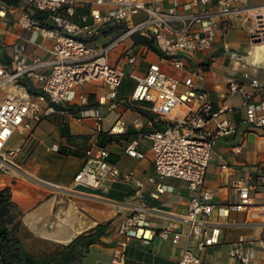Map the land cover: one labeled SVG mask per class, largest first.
Here are the masks:
<instances>
[{
    "label": "crops",
    "instance_id": "crops-1",
    "mask_svg": "<svg viewBox=\"0 0 264 264\" xmlns=\"http://www.w3.org/2000/svg\"><path fill=\"white\" fill-rule=\"evenodd\" d=\"M147 1L163 10L175 8L178 13L211 8L216 4V0H205L187 8L186 4L190 0ZM263 1L244 0L243 4ZM111 8L108 4L78 5L71 19L74 23L82 24V16L87 15L88 21L92 22L91 11L98 10L104 14ZM33 10L34 7L25 0H18L16 5L0 0V70L10 66L17 52L28 58H49L52 40L43 38L35 28H22L18 22L22 14ZM40 16L45 24L53 26L46 11H42ZM143 17V13H138L132 17V21H139ZM113 28L110 33H100L94 37L93 42L102 45L109 41L117 30L116 26ZM248 28L249 23L242 15L224 20L216 31L212 48L191 55L188 65L182 70L174 69L169 59L160 57L146 47L133 45L132 39L108 56L111 64L126 71L127 57L137 55L140 74L145 72L149 63H158L165 73L179 80L178 93H182L187 84L193 82L196 89L206 92L214 108L221 105L230 108L226 117L234 124L235 132L216 140L204 178V187L214 191L217 207L211 215V221L220 225V236L217 244L206 247L200 253L202 264H239L229 254L230 248L239 240H242L243 251L252 252L255 264H264V250L257 245L258 239L264 237V211L261 209L264 205V177L261 176L264 126H249L245 122L242 97L227 90L231 81L237 80L248 87L250 79L255 78L263 90L254 94L252 100L258 102L264 98V49L259 48L258 51L251 46ZM244 72H247V77L243 75ZM196 73H201L203 78L196 79ZM32 84L36 85L34 82ZM133 85L128 78L124 79L116 91L118 106L110 109L109 88L99 80H91L82 89L75 90L68 104L78 109L75 114L61 113L45 118L35 123L30 131L14 133L17 135L15 141L9 140L8 147L22 146V151L13 166L9 165L0 171V188L9 186L11 189V200L20 213L17 236L28 253L38 256L50 252L67 244L81 232L99 223L109 222L101 242L92 244L75 264H115L112 255L117 243V226L142 199L151 208L146 215L147 225L143 232L146 238L124 246L122 264H178L185 237L181 235L178 243L171 244L160 239L157 231L169 222L175 229L182 228L179 217L185 213L190 197L188 184L178 178H160L155 175L150 141L139 135V131L164 129L180 119L185 110L183 106H178L171 114L160 116L150 109V104L130 100ZM81 93L86 97L84 104L78 98ZM83 108H98L101 120L96 122L90 117L79 119V112ZM137 108L149 111L153 117L141 114ZM119 120L125 122L124 130L110 133V128ZM134 120L142 123L140 130L133 126ZM61 127H65L68 134L73 136H89V145L94 143L106 148L110 160L117 164L121 172L133 171L135 178L144 182L152 178L166 189L158 192L153 185L137 189L133 181L119 179L110 181L105 189L74 186L72 178L82 167L84 157L59 151L64 147L73 148L61 136ZM135 138L138 139L137 150L143 154L140 159L125 153L127 143ZM51 147H57L58 151ZM223 165L228 169H223ZM245 174H251L256 182V189L250 193L254 206L247 211L230 212L228 216H222L218 208L238 200L233 182L236 177Z\"/></svg>",
    "mask_w": 264,
    "mask_h": 264
},
{
    "label": "built area",
    "instance_id": "built-area-1",
    "mask_svg": "<svg viewBox=\"0 0 264 264\" xmlns=\"http://www.w3.org/2000/svg\"><path fill=\"white\" fill-rule=\"evenodd\" d=\"M28 5L46 11L53 22L52 27L36 24L27 13L22 14L18 22L24 29L35 28L43 38L52 40L49 58L38 56L28 58L19 52L12 57L9 67L0 70V89L12 85V90L0 99V169L12 165L22 151V146L8 147L14 133L30 131L35 123L61 113H69L57 106H68L75 90L83 88L91 80H99L108 88L109 107L118 106L115 100L117 88L125 78L134 85L130 94L132 102L150 104V109L160 116L171 114L178 106L185 113L180 119L168 124L164 129L149 132L139 131L150 141L152 165L156 176L184 180L188 184L190 197L185 213L179 217L182 228L175 229L169 222L160 228L157 235L162 240L176 244L181 235L186 239L178 264H202L200 253L208 246L219 242L220 225L211 221L216 209L214 191L204 187V178L211 159L212 148L219 137L235 132V126L226 117L229 107L217 108L207 97L206 92L196 89L189 82L182 93L177 92L179 80L169 76L158 63H149L145 72H138V56L127 57V70L118 68L109 62V54L134 34L149 36L155 47L168 56L174 69L182 70L188 65L193 54L212 48L216 31L220 24L232 16L242 15L249 23L248 40L251 46L264 49V1L244 5V0H216L211 8H200L188 13H178L175 8L163 10L147 0H25ZM205 0H190L187 8L197 6ZM232 3H237L233 6ZM83 4L111 5L112 8L101 14L98 10L82 16V24L72 21L75 7ZM143 13L144 17L136 22L132 17ZM107 26H116L111 39L102 45H96L93 38L99 36ZM245 77L248 76L244 72ZM202 79L201 73L195 74ZM34 82L40 94L33 95L25 82ZM229 93H236L243 99L245 122L251 127L264 126V98L258 102L252 96L263 90L260 82L251 78L248 87L237 80L229 82ZM84 104L86 97L78 96ZM72 115V113H69ZM93 118L101 120L98 108H83L79 119ZM117 125V126H116ZM124 121H117L109 132H122ZM133 126L142 128V123L133 121ZM138 139L130 140L125 153L133 158H143L137 150ZM58 151L57 147H51ZM238 151L237 148L235 150ZM227 170L226 165L222 166ZM264 177V162L261 165ZM132 182L140 189L153 185L158 192L166 189L156 184L152 178L146 182L135 178L133 171L121 172L116 163L110 160L106 148L91 143L84 153L83 165L72 178L74 186L105 189L112 180ZM233 187L238 200L225 207L218 208L222 216L230 212L247 211L254 206L251 192L256 182L251 174L238 176ZM264 211V205L261 206ZM151 208L145 200L132 207L131 213L122 218L117 226V243L112 262L122 264L124 246L137 239H145L146 215ZM242 240L229 250L231 257L239 264H255L252 252L242 250ZM257 245L264 250V237Z\"/></svg>",
    "mask_w": 264,
    "mask_h": 264
},
{
    "label": "trees",
    "instance_id": "trees-1",
    "mask_svg": "<svg viewBox=\"0 0 264 264\" xmlns=\"http://www.w3.org/2000/svg\"><path fill=\"white\" fill-rule=\"evenodd\" d=\"M9 4H17L18 0H3ZM42 11L34 8L33 12L28 11L27 14L38 25L52 27L47 25L41 17ZM115 26H107L102 33H110L114 30ZM117 28V27H116ZM133 45H142L148 50L154 52L162 58H168L165 54L160 52L154 45L151 37L134 34L132 36ZM126 81V80H125ZM124 80L122 81V83ZM121 83V85H122ZM27 89L33 95L40 94L33 84L28 81L25 82ZM58 109L66 110L69 113L75 114L78 109H73L69 106L61 107ZM143 114L153 117V115L143 109L137 108ZM61 136L65 137L66 142L73 148H61L59 151L63 153H70L75 156H83L85 151L89 148V136H73L68 134L65 127L60 128ZM78 142L75 143V141ZM20 213L16 209L11 200V189L9 186L0 188V264H75L79 261L84 254L88 251L92 244L100 243L103 236H105L109 222L99 223L93 228L81 232L75 236L70 242L64 244L50 252L42 253L34 256L28 253L22 246V243L17 236L18 228L20 225Z\"/></svg>",
    "mask_w": 264,
    "mask_h": 264
},
{
    "label": "rangeland",
    "instance_id": "rangeland-1",
    "mask_svg": "<svg viewBox=\"0 0 264 264\" xmlns=\"http://www.w3.org/2000/svg\"><path fill=\"white\" fill-rule=\"evenodd\" d=\"M10 90H12V85L11 84H9V85H7L4 89H0V97L2 98L5 94H7ZM17 134V133H16ZM13 135L12 137H11V139H10V142H12V141H15V139L17 138V135ZM14 164H12V166H13ZM7 167H9V165L7 164V165H4L3 167H2V169H0V171H2V170H5V169H7ZM40 255V254H39Z\"/></svg>",
    "mask_w": 264,
    "mask_h": 264
},
{
    "label": "bare ground",
    "instance_id": "bare-ground-1",
    "mask_svg": "<svg viewBox=\"0 0 264 264\" xmlns=\"http://www.w3.org/2000/svg\"><path fill=\"white\" fill-rule=\"evenodd\" d=\"M256 49H258V51H260V50H259V47H256ZM262 52H263V50H262ZM259 60H260V59H259Z\"/></svg>",
    "mask_w": 264,
    "mask_h": 264
}]
</instances>
